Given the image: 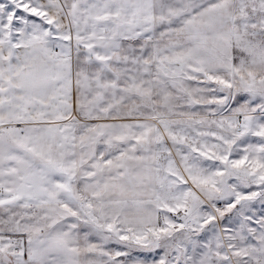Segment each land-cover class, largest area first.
Masks as SVG:
<instances>
[{
	"label": "snow or ice",
	"instance_id": "snow-or-ice-1",
	"mask_svg": "<svg viewBox=\"0 0 264 264\" xmlns=\"http://www.w3.org/2000/svg\"><path fill=\"white\" fill-rule=\"evenodd\" d=\"M0 264H264V0H0Z\"/></svg>",
	"mask_w": 264,
	"mask_h": 264
}]
</instances>
